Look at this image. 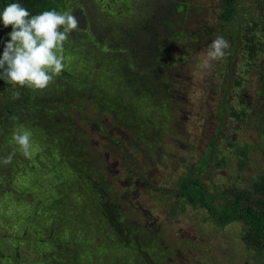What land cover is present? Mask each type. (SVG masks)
Returning <instances> with one entry per match:
<instances>
[{
    "label": "rangeland",
    "instance_id": "1",
    "mask_svg": "<svg viewBox=\"0 0 264 264\" xmlns=\"http://www.w3.org/2000/svg\"><path fill=\"white\" fill-rule=\"evenodd\" d=\"M92 1L111 38L141 0ZM145 1L154 64L75 33L46 89L13 99L0 80V161L15 150L0 162V264H264L241 221L218 224L178 187L191 171L218 206L227 188L261 196L264 0H177L169 14L171 0ZM9 32L0 23V55ZM216 35L230 54L205 67ZM21 125L27 158L12 140Z\"/></svg>",
    "mask_w": 264,
    "mask_h": 264
},
{
    "label": "trees",
    "instance_id": "2",
    "mask_svg": "<svg viewBox=\"0 0 264 264\" xmlns=\"http://www.w3.org/2000/svg\"><path fill=\"white\" fill-rule=\"evenodd\" d=\"M17 2L25 7L31 15H37L53 8L60 12H72L79 18L80 24L78 29L73 30L71 34L77 33L81 36L80 38L75 37L79 41L88 36L93 41L94 49L98 53L111 51L112 54L118 53V56L121 54L124 57L125 55L126 61L129 60L128 57H131L137 65H143L145 61L148 64L155 63L158 55L156 36L160 31H147L150 28L148 24L153 20L149 17L152 9L150 2L141 0L134 9L122 12L126 19H130V23L123 25L124 27L119 26L118 36L111 38L107 31V22L100 24L92 20L94 17L92 9L94 1L92 0H0V12L8 4ZM176 2L177 0H171V6L166 11L168 14ZM234 3L235 0H224L223 5L233 8ZM232 12L233 10H226L224 16L231 17ZM164 17L166 22L168 16L165 15ZM158 22L163 24L161 21ZM6 28L7 31H11V25ZM144 34L149 35L148 38ZM139 37L142 39H138ZM255 186L256 192L262 197L250 196V190L239 192L227 188L223 192H228L229 201L218 206L214 204L209 191L204 189L202 183L196 176L192 175L191 171L181 177L178 183L179 190H183L193 202H199L207 208L218 224L223 225L231 220L241 221L244 228L243 238L247 246L254 247L256 252L264 258V175L259 177Z\"/></svg>",
    "mask_w": 264,
    "mask_h": 264
},
{
    "label": "clouds",
    "instance_id": "3",
    "mask_svg": "<svg viewBox=\"0 0 264 264\" xmlns=\"http://www.w3.org/2000/svg\"><path fill=\"white\" fill-rule=\"evenodd\" d=\"M0 23L11 25L9 40L0 55V80L11 85L13 99L20 98L19 87L44 90L54 78L59 76L63 63L64 43L73 30H77L80 20L70 11L60 12L49 9L31 15L20 3L8 4L0 12ZM230 43L222 35H216L206 49L205 67L213 61H221L230 53ZM13 120H18L16 116ZM31 132L22 125L12 131V140L27 158L31 156ZM15 150L2 158L4 165L11 164Z\"/></svg>",
    "mask_w": 264,
    "mask_h": 264
}]
</instances>
